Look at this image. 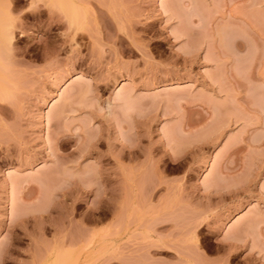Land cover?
<instances>
[{"label": "rangeland", "instance_id": "obj_1", "mask_svg": "<svg viewBox=\"0 0 264 264\" xmlns=\"http://www.w3.org/2000/svg\"><path fill=\"white\" fill-rule=\"evenodd\" d=\"M121 125L137 155L116 167ZM3 248L0 264H264V0H0Z\"/></svg>", "mask_w": 264, "mask_h": 264}, {"label": "bare ground", "instance_id": "obj_2", "mask_svg": "<svg viewBox=\"0 0 264 264\" xmlns=\"http://www.w3.org/2000/svg\"><path fill=\"white\" fill-rule=\"evenodd\" d=\"M256 3H257V1H256ZM225 31V30H224ZM220 32V34H219V36H220V38H221V41H223L224 42V40H225V38L226 37H229V36H227L228 35V33H229V30L227 29V31H226V33H227V35L225 34V32ZM225 42H226V40H225ZM131 98V97H130ZM133 99V98H132ZM129 100V99H128ZM129 102V101H128ZM165 116H167V115H165ZM219 127V126H218ZM218 127H217V129H218ZM216 128V127H215ZM214 129V128H213ZM212 130V129H211ZM123 131H124V128H123V125H121L120 126V128H119V133L115 136V142H117L118 144H119V146L118 147H120L119 148V150H117L118 148H117V146L116 145H118L117 143H114V145L116 146V150L118 151V157L117 156H114V158L112 157V155H111V157H112V159H114V164H116L117 166L116 167H122L123 166V160H122V158H124V156H129V157H132L133 156V158H134V156H135V158H136V151H135V149H136V145H135V143H131V139L129 138V137H127V136H125L124 134H123ZM217 131V130H216ZM117 133V132H116ZM213 134H214V132H212ZM213 134H209L208 136H210V135H213ZM217 134V133H216ZM207 136V134H206V137H204V138H207L208 137ZM211 137V136H210ZM215 138V137H214ZM175 139H176V136L174 135V134H166V144L167 145H165V146H167V149H165V155H166V157H167V159L168 160H171V161H176V160H179L180 158H184L185 156H183V154H185V152L187 153V147L185 146L186 144H184V146L187 148H184L183 147V145H182V142L180 141V144L182 145V146H180V147H178V148H176L174 145H173V143L175 142ZM203 139V138H202ZM210 139V138H209ZM204 140V139H203ZM206 140H208V139H206ZM132 141H133V139H132ZM200 142H202V141H200ZM184 143V142H183ZM204 143V142H203ZM179 144V145H180ZM197 144V143H196ZM208 144V143H207ZM113 145V147H115ZM189 145V144H188ZM204 145V144H203ZM201 148V147H200ZM152 149H153V147H152ZM151 150V149H150ZM154 150V149H153ZM156 152V151H155ZM189 152V151H188ZM136 154V155H135ZM149 154H151L150 152H149ZM113 155H115V154H113ZM186 155V154H185ZM183 156V157H182ZM151 156L149 155V158H150ZM165 157V156H164ZM187 157V156H186ZM152 158H155V156H153ZM111 159V158H110ZM181 159V160H182ZM151 160V159H150ZM154 160V159H153ZM155 161V160H154ZM170 161V163H172ZM184 161V160H183ZM186 161V160H185ZM156 162H158V161H156ZM155 162V163H156ZM177 162V161H176ZM112 163V162H111ZM152 163H153V161H152ZM165 163H167V162H165ZM159 164H160V161H159ZM156 167V166H155ZM89 178H87V179H90V180H92V178L94 177V176H92V174L91 175H89L88 176ZM89 180V181H90ZM218 180V179H217ZM220 181V180H219ZM91 183V182H90ZM212 183V182H211ZM214 185V182H213V184H211V185H209V187H211V186H213ZM218 185V184H217ZM217 185H214V188H217ZM216 186V187H215ZM209 187H208V189H209ZM212 188V187H211ZM210 188V189H211ZM222 188V187H221ZM215 190V189H214ZM218 190V189H217ZM16 200H14V205L15 206H13V211H14V213H13V219H16L17 218V211L19 210V208H18V210H17V206H16V202H15ZM49 205V204H48ZM43 205H41V207H42ZM40 207V206H39ZM40 207V208H41ZM46 207V206H45ZM45 207H43V208H41L42 209V211H44L43 209L45 208ZM38 208V207H37ZM17 211H16V210ZM16 211V212H15ZM38 211V210H37ZM41 212V211H40ZM107 216H109V213L108 212H105V214H104V216H103V218H107ZM90 222H91V219H90ZM253 222H255V221H249L248 220V223H246L245 225L243 224L242 226L241 225H239V227H237L235 230H232L231 231V233H230V236L228 237L229 238V241L231 242L230 243V245H232V246H235V245H237L236 243H240V242H242L243 240H244V238H245V236H247L251 231H253L252 229V227H254V225L256 224V223H253ZM198 225V224H197ZM250 228H252L251 230H250ZM248 230H250V231H248ZM228 241V242H229ZM229 246V245H228ZM230 247V246H229ZM230 249H231V247H230ZM236 249V248H235ZM234 249V250H235ZM5 249L3 248V250L2 249H0V263L2 262L1 260L4 258V253L6 252V251H4ZM232 250V249H231ZM6 254V253H5ZM230 255V254H229Z\"/></svg>", "mask_w": 264, "mask_h": 264}]
</instances>
